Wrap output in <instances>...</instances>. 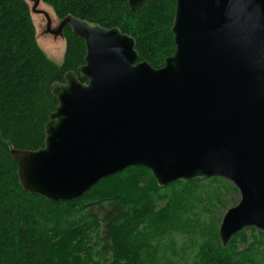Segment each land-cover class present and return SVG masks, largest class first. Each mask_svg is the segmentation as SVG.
I'll use <instances>...</instances> for the list:
<instances>
[{
  "label": "water",
  "instance_id": "water-1",
  "mask_svg": "<svg viewBox=\"0 0 264 264\" xmlns=\"http://www.w3.org/2000/svg\"><path fill=\"white\" fill-rule=\"evenodd\" d=\"M127 5L139 13L147 0ZM65 28L84 63L50 87L44 146L11 151L23 191L70 203L130 167L159 188L223 178L240 199L219 225L222 248L243 230L264 233V0H176L174 52L157 69L116 27L68 15L49 33Z\"/></svg>",
  "mask_w": 264,
  "mask_h": 264
},
{
  "label": "trees",
  "instance_id": "trees-1",
  "mask_svg": "<svg viewBox=\"0 0 264 264\" xmlns=\"http://www.w3.org/2000/svg\"><path fill=\"white\" fill-rule=\"evenodd\" d=\"M40 1L57 19L118 28L152 68L174 52L176 0H147L139 13L127 0ZM63 37L57 65L37 44L26 1L0 0V264H264V233L255 229L222 248L217 214L238 194L223 178L159 188L149 171L130 167L70 203L23 191L11 151L44 146L57 106L50 87L84 63L83 42L69 28Z\"/></svg>",
  "mask_w": 264,
  "mask_h": 264
},
{
  "label": "rangeland",
  "instance_id": "rangeland-1",
  "mask_svg": "<svg viewBox=\"0 0 264 264\" xmlns=\"http://www.w3.org/2000/svg\"><path fill=\"white\" fill-rule=\"evenodd\" d=\"M26 3L28 4L30 10L34 5L33 1L30 0H25ZM37 10L44 11L46 12L51 21H52V26L54 27L55 24L57 23V18L55 17L52 9L48 7L47 5L43 4L41 1L39 2V5L36 7ZM31 19L32 23L35 28V36H36V41L40 49L43 51V53L46 55V57L52 61L53 63L60 65L63 61L64 58V52H65V40L63 37L59 38H54L51 35L47 34L45 32V26H46V21L43 15L41 14H36V13H31ZM144 184H146L145 181L141 180L139 183L140 187H143ZM235 199V200H233ZM240 199L239 193L235 195L234 198H231V201H229L226 205H228L225 208L224 213L226 212L227 209L235 206ZM223 213V215H224ZM223 215L221 213L217 214V221L220 219V223L222 220ZM221 217V218H220ZM219 223V225H220ZM219 229V228H218ZM249 230V229H246ZM248 233V232H246Z\"/></svg>",
  "mask_w": 264,
  "mask_h": 264
},
{
  "label": "flooded vegetation",
  "instance_id": "flooded-vegetation-1",
  "mask_svg": "<svg viewBox=\"0 0 264 264\" xmlns=\"http://www.w3.org/2000/svg\"><path fill=\"white\" fill-rule=\"evenodd\" d=\"M59 20H60V19H57V23H56L55 26L53 27V26H52V21H51V19H50V27H49V29H47V27L45 26V32H46L47 34L51 35V36L54 37V38H59V37H61V36L55 37V36H53L52 34H50L49 31H52V30H54V29L56 28V26L58 25ZM45 21H46V20H45ZM65 29H66V28H65ZM65 29H64L63 32H62V37H63V35H64V31H65ZM63 39H64V37H63Z\"/></svg>",
  "mask_w": 264,
  "mask_h": 264
}]
</instances>
